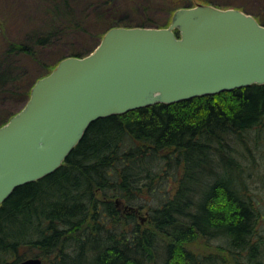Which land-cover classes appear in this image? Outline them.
<instances>
[{"label":"trees","instance_id":"trees-1","mask_svg":"<svg viewBox=\"0 0 264 264\" xmlns=\"http://www.w3.org/2000/svg\"><path fill=\"white\" fill-rule=\"evenodd\" d=\"M4 1L0 103H24L7 117L0 111V127L26 105L36 81L68 57L44 64L43 53L79 36L95 13L116 11L121 2ZM22 3L33 24L13 36L9 22ZM197 3L237 8L264 25V0L233 6L197 0L172 9L163 23L144 19L149 1L125 0L139 20L113 19L96 35L97 46L113 27L166 28L176 10ZM34 65L41 73L30 72ZM263 133L264 85L99 119L57 171L18 187L0 205V264L32 257L43 264H264V215L250 183L257 165L246 163L245 154L264 143ZM146 208L144 227L136 211ZM214 239L224 240L227 258L199 254L198 243Z\"/></svg>","mask_w":264,"mask_h":264},{"label":"water","instance_id":"water-1","mask_svg":"<svg viewBox=\"0 0 264 264\" xmlns=\"http://www.w3.org/2000/svg\"><path fill=\"white\" fill-rule=\"evenodd\" d=\"M252 85H264V25L240 9L198 3L168 28H112L95 51L40 78L0 127V205L57 171L99 119Z\"/></svg>","mask_w":264,"mask_h":264},{"label":"rangeland","instance_id":"rangeland-1","mask_svg":"<svg viewBox=\"0 0 264 264\" xmlns=\"http://www.w3.org/2000/svg\"><path fill=\"white\" fill-rule=\"evenodd\" d=\"M150 2L149 7V15L144 14V19L149 21H155V22H165L167 18L169 17L170 11L176 7L180 6H187L191 3H196L197 0L191 1V0H147ZM216 4L224 5V6H233L234 4H247L248 0H211ZM6 1L0 0V19L3 15L7 12V7L4 6ZM22 2L26 3V0H22ZM86 3V2H85ZM120 5L117 10L115 11V8L113 10H105L106 13L99 14L95 13L96 17L90 18L89 22L91 24L89 25V29H87L85 32L81 33L79 36H68L66 39L62 40L61 42H58L57 45L47 49L43 53L44 58V64H52L57 59H59L62 56H69L73 51L76 52H83L87 53L90 51H93L95 47L97 46L99 38L96 37L98 32H100L104 25H107L108 23L112 22L113 19L121 18L124 22H130L134 23V19L139 18L135 16V13L131 12V7L126 6L125 0H121V2L118 3ZM257 5V4H256ZM121 9V10H120ZM29 8L26 7L25 4H20L17 7L16 16L13 17V19L9 22V31L10 33L14 35H18L19 33H23V30H27L29 25L33 24V21L30 20V15L26 16V12L28 13ZM120 10V11H119ZM113 12L112 16H105V14H110ZM142 16V15H141ZM118 20V19H117ZM96 27V29H94ZM26 58V57H25ZM27 59V58H26ZM38 65L31 66L30 72H36L39 71L41 73V69H38ZM20 99V98H19ZM23 101H17V99H6L3 101V103H0V111H2V115H5L6 117L13 113L14 111H17L23 106ZM264 135V133L262 134ZM252 149L250 152H245L246 154V163L250 162L251 160L254 162L256 166L254 175L255 177L252 178L251 188L254 190V195L256 199L257 208L262 212L264 215V143L261 144H252L250 146ZM150 203H154L152 200ZM122 210H129L130 207L125 206L121 204ZM137 213V219L141 225L144 227H147L148 221L150 219V212L149 210L143 209L140 211H136ZM262 224L264 225V221H262ZM260 233L264 234L263 228H260ZM257 240V239H256ZM223 246L225 248V242L222 239H214L211 241H200L198 243V249L199 254L202 256L204 255H220L224 258H227V251L223 250L221 248ZM264 248V245H263ZM264 261V256L260 258V260ZM229 264H236L233 260L227 261ZM239 262H245L244 260H241ZM46 263V262H45ZM223 263V262H222Z\"/></svg>","mask_w":264,"mask_h":264}]
</instances>
